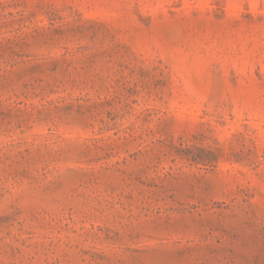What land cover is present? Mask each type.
Masks as SVG:
<instances>
[{"label":"rangeland","instance_id":"374dc122","mask_svg":"<svg viewBox=\"0 0 264 264\" xmlns=\"http://www.w3.org/2000/svg\"><path fill=\"white\" fill-rule=\"evenodd\" d=\"M0 264H264V0H0Z\"/></svg>","mask_w":264,"mask_h":264}]
</instances>
